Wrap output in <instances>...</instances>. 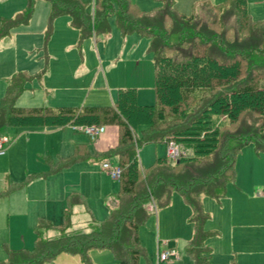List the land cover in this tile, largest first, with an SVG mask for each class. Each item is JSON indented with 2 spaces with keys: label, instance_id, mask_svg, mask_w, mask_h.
Instances as JSON below:
<instances>
[{
  "label": "trees",
  "instance_id": "trees-1",
  "mask_svg": "<svg viewBox=\"0 0 264 264\" xmlns=\"http://www.w3.org/2000/svg\"><path fill=\"white\" fill-rule=\"evenodd\" d=\"M25 1L14 18L0 23V39L30 20L35 0ZM43 1L49 6L47 35L55 19L68 16L80 41L102 37L110 32L113 17L121 36L137 34L148 40L155 102L138 104L136 89L122 88L112 105L23 107L15 101L25 90L27 76L17 73L9 79L0 98V129L94 124L104 126L105 132L114 129L116 142L104 150L76 144L70 155L56 160L44 156V171L9 184L0 197L83 160L102 165L114 157L120 176L116 206L109 207L106 219L92 230L68 232L73 206L87 209L83 194L71 191L62 222L52 225L38 218L32 247L10 250L3 244L5 259L0 264H45L60 253L78 255L83 264H90L93 250H108L117 264H139L144 249L138 230L149 216L147 206H167L172 193L190 209L193 232L184 247L186 255L191 264H209L206 240L217 232L204 228L209 214L201 197L219 202L225 196L244 146L251 144L256 154H264V17L253 19L245 0H225L224 6L201 0L200 15L193 9L201 1L192 3L189 14L176 8L175 0H156L159 6L151 11L139 9L133 0H93L92 14L81 0ZM224 15L235 18L233 27L223 24ZM170 141L182 151L176 161L165 156L147 168L139 164L142 144ZM47 230L58 235L46 237Z\"/></svg>",
  "mask_w": 264,
  "mask_h": 264
},
{
  "label": "rangeland",
  "instance_id": "rangeland-1",
  "mask_svg": "<svg viewBox=\"0 0 264 264\" xmlns=\"http://www.w3.org/2000/svg\"><path fill=\"white\" fill-rule=\"evenodd\" d=\"M133 1L143 11H151L159 6L156 0ZM196 1L201 0H177L179 3L177 8L182 13L189 14V8ZM207 1L216 5L226 4L225 0ZM81 2L86 11L92 13L93 0H81ZM245 3L246 10L253 19L264 17V0H245ZM25 4V0H0V23L4 19L14 18L25 7ZM201 5L202 1L196 3L193 9L195 14L202 13L201 10L196 9ZM64 20H67L66 16L55 19L51 25V32L47 35L49 6L43 0H35L28 23L12 29L9 35L0 39V98L6 89L8 80L14 74L22 73L27 76L28 81L25 84V90L15 101L17 106L54 108L82 105L101 106L115 103L117 91L109 90L106 86L103 69H101L102 73H98L99 77L95 78L96 68H100V65L97 62V67H95L92 61V55L96 57L95 47L102 58L110 56L113 62L121 59L118 55H121L123 38L116 31L114 18H109L110 32L107 42L104 40L94 42L90 39L80 41L75 29L69 28L70 30L64 31L62 27ZM222 22L225 26L233 27L235 18L224 15ZM131 35L126 38L134 39V52L140 53V57L144 53L149 60H141L142 63L135 66L123 61L118 65L119 78H124L127 86L140 84V89L136 88V101L142 104H152L155 102L154 72L151 58L148 53L145 54L148 42L137 35ZM105 47L106 54H103ZM88 56L91 57L92 63L86 60ZM112 78L115 79V74L109 77V82ZM109 131L113 129H107V132ZM0 136L7 141L4 151L0 153V191L4 190L9 183L23 180L26 173L41 171L44 168L43 155L48 154L52 158H55L56 154L65 156L72 151L73 143L83 142L88 144V148H92L96 141H92L82 132L75 130L73 125L61 128L6 127L0 129ZM166 148L165 143L142 144L137 150L139 164L144 168L151 166L156 158L166 156ZM243 149L244 153L247 151L245 149H249L254 155L252 173H249L250 169L246 164L248 158L241 159L239 155L237 157L239 165L236 163L234 166L235 179L231 185L237 188L239 176L243 175L242 183L248 178L254 181V185L243 188L254 189L257 192L258 189H264V155L254 154L251 144ZM108 161L112 165L116 163L114 157H110ZM240 162L243 163L241 168ZM31 183L28 188L0 198V260L5 259L3 243L10 250H19L25 246L21 245L22 243L32 242L33 226L32 223L30 228L26 225V217L35 215V218L43 217L61 221L66 203L64 206L62 195L61 197L51 195L56 192L57 188L63 193L75 190L84 194L87 209L94 221L93 226L106 219L108 215L106 204L108 205L110 196L118 190L117 180L112 179L102 169L100 161L92 160L91 162L90 160L78 162L50 177L36 179ZM47 197L49 200L46 203L45 198ZM201 200L204 210L209 214V220L204 228L217 232L216 236L207 240L212 248V258L209 264H230V259L227 257L229 233L227 226L224 225L223 215L228 219L239 217L260 219L264 216L262 204L259 200L244 203L242 199L234 195L230 197L227 204L205 196H202ZM230 202L233 203L235 210L231 208ZM151 205L154 206L149 204L148 209ZM75 209L73 225L68 228V232L72 234L92 230L95 226L86 223L89 216L84 213L83 208L76 206ZM189 214L188 205L177 193H172L167 206H154V209L149 211L146 222L138 230L139 240L144 249L139 264H191L184 250L193 232L192 224L188 221ZM27 232L29 234L26 236ZM57 235L58 233L49 231L45 236ZM170 244L172 247H169ZM253 247L254 245L252 247L246 245L244 248L247 250ZM171 248L176 251L178 257L160 261L159 253ZM63 254L77 258L68 262L61 259L59 262L62 264H73L76 261L83 264L78 255ZM89 261L90 264H117L108 250L90 251Z\"/></svg>",
  "mask_w": 264,
  "mask_h": 264
},
{
  "label": "crops",
  "instance_id": "crops-1",
  "mask_svg": "<svg viewBox=\"0 0 264 264\" xmlns=\"http://www.w3.org/2000/svg\"><path fill=\"white\" fill-rule=\"evenodd\" d=\"M177 4H179V3H177V0H175V7L176 8H177ZM189 10H190V8H189ZM189 10H188V12H189ZM92 13H93V9H92ZM92 13H89V14H92ZM66 17H67V20H64V26H62L63 29H64V31L65 30H70V29L73 30V28L70 26V19H69V17L68 16H66ZM66 23H67V25L65 26ZM58 28L59 29H62L61 27H58ZM54 29H55V32H56L57 31L56 26L54 27ZM68 33H69V31H68ZM134 35H137V34H134ZM131 36H133V35H131ZM121 37L123 38L122 48H121V55H118V57H121V59H117L116 62H113L112 57H110V56H103V58L100 57L99 56V53L97 51V48L96 47L94 48L95 49V53H96V57L92 55V61H93V63H95V67H97V62L100 65V68H96L97 73H96L95 78L99 77L98 76V73H102L101 72V69H103V72H104V82H105V84H106V86L108 87L109 90L118 91V89H122V88H135V89L138 88V89H140V84H135L134 85L135 87L134 86H127V84L125 82V79L124 78L123 79H120L119 78L120 77V73H119L118 65L124 61L126 63H129V64L135 66V65L141 64L142 63L141 60H149V59L146 58V56L144 55V53H143L142 57H140L141 56L140 53L134 52V49H133V41H134V39H127L126 36H121ZM108 38H109V33L107 35H105V36H102V37H93V38H88V39H90V40H92L94 42H98L99 40H104V41L107 42ZM146 41L148 42V40H146ZM64 47H66V46H64ZM147 47H148V45H147ZM147 47H146V50H145V54L148 53L147 52ZM104 53L106 54V47L103 49V54ZM148 55L150 56L149 53H148ZM143 56H145V57H143ZM122 57H125V58H122ZM150 58H151V56H150ZM86 60H88V61H90L92 63L90 56H88L86 58ZM151 61H152V58H151ZM152 66H153V63H152ZM49 68L51 69V67H49ZM112 74H115V79L112 78V81L109 82V77H111ZM116 95H117V92H116ZM136 97H137V93H136ZM138 104L144 105L142 103H138ZM58 128H60V127H58ZM95 140L96 141L94 142V145H92V146L94 148H96V149L104 150V149L112 146L116 142V132H115L114 129H113V131H109V132H107V131L105 132L104 131V133L102 135H100L99 137H97ZM92 141H94V140H92ZM82 143H73L72 146H71V150L72 151L70 152V154L73 152V148H74V146L76 144H82ZM84 144H86V143H84ZM86 145H88V144H86ZM244 147H246V146H244ZM243 148L241 149V151L236 156L235 166H236V163H237V165H239V161L237 159V157L239 155H240L239 157L241 159H243V158L244 159H247L248 158V161L246 162V164L248 165V168L250 169L249 170V173L251 174L252 173V169H253V163H254V161H253L254 160V155H252L253 153L251 151H249V149H245L247 151H246V153H244V151H243L244 149ZM242 151H243V153H242ZM70 154H68V155H70ZM244 154H246V155L243 156ZM254 154H256V153L254 152ZM68 155H65V156H68ZM256 155H258V154H256ZM260 155L262 156L264 154L260 153ZM44 156H48L49 158H51L53 160H56L59 157H65V156H58L57 154L55 155V158L50 157L48 154L47 155H43V157ZM92 161H95V160H92ZM80 162H86V160H83V161H80ZM90 162H91V160H90ZM241 162H240V168H241V165L243 164ZM43 165H44L43 166L44 168L41 171H44L46 169V164L43 163ZM59 172H61V171H59ZM27 174H30V173H26L25 176ZM54 174H56V173H54ZM54 174H51V175H54ZM51 175H48L46 177H38V178H35L33 180H36V179H45L47 177H50ZM242 177H243V175L242 176H239V179H238V187L237 188H235L234 186H232L231 183H229L227 185V187H226V194H225V196L220 201H222V202H224V203L227 204V202L230 201V197L232 195L239 197L240 199H242V201L244 203L246 201H252V200L258 201L259 200L261 202V204H262L261 208L264 211V189H258V191L255 192L254 189L249 190V189L243 188L245 186L249 187L250 185H254V181L253 180H250L248 178V179H244V181L242 183ZM33 180H31L30 182L26 183L23 187H20L17 190H15V191H13V192H11L9 194H12L14 192H17L18 190L23 189V188H28V186L32 185L31 182ZM248 180H250V181L248 182ZM19 181H22V180H19ZM12 183H15V182H12ZM51 189H53L52 186H51ZM71 191H75V190H69L68 192H64L63 193L61 190H59L57 188L56 192L52 193L51 195H56L57 197L58 196L61 197V195H62V197H63V203H64V206H65L66 196ZM76 192H78V191H76ZM9 194H7L5 196H1L0 198L6 197ZM81 194H83V193H81ZM83 196H84V194H83ZM48 200H49L48 197L45 198V202L46 203H47ZM230 205H231V208L234 209L233 208V203L230 202ZM76 206H80V207L83 208L84 213H86L89 216L88 217L89 220L86 223H88V224H90V226H92L94 224L93 218H92L91 214L90 215L88 214L89 213V210L88 209H85V207L83 205H81V204H77V205H74L73 206L72 216H71V226L73 225V220H74V216H75V212H76V209H75ZM106 206H107V210H108L109 207L116 206L115 194L113 196H110L109 203H108V205L106 204ZM64 208H66V207H64ZM86 208H87V205H86ZM39 216H43V215H39ZM62 217H63V214H62ZM62 217H61V221H59V219H50V220L47 219V218H45V219H47L52 225H59L62 222ZM38 218H43V217H36L35 218V215H30L29 217H26L25 223H26V225L29 228H30V224L32 223V226H33L32 228H34V226H35L36 221H37ZM223 220H224V225L227 226V232L229 233V235H228V247L229 248L227 250V257H229V259H230V264H264V216L261 217L260 219H254V218H250V217L249 218L239 217V218H236V219L235 218L228 219V217H225L223 215ZM49 231L50 232H55V231H52V230H47L44 233V236ZM28 234H29V232L26 233V236ZM33 240H34V232H32V242L31 243H26L25 242V243H22L21 245H25L23 248H26V247L31 248L32 245H33ZM207 240H209V239H207ZM207 240H206V243H207ZM207 245H208V243H207ZM246 245L248 247H252L254 245V247L245 250L244 247ZM28 248H26V249H28ZM225 256H226V252H225ZM75 258H77V257L76 256L75 257H70L68 255H65V254L61 253V254L57 255L56 258L52 262H47L45 264H58V263L59 264H62V262H59L61 259L62 260H67V262H68V261L74 260ZM211 258H212V248H211V257H210V260H211ZM63 264H66V263H63ZM73 264H79V262L76 261V262H73Z\"/></svg>",
  "mask_w": 264,
  "mask_h": 264
},
{
  "label": "built area",
  "instance_id": "built-area-1",
  "mask_svg": "<svg viewBox=\"0 0 264 264\" xmlns=\"http://www.w3.org/2000/svg\"><path fill=\"white\" fill-rule=\"evenodd\" d=\"M74 129L77 131L82 132L85 134L89 139L95 140L97 137L102 135L105 131L104 126L101 125H73ZM7 141L0 136V153L4 151L5 144ZM182 154V151L180 147L175 144L173 141H170L167 143V148H166V158L170 161H176L180 155ZM102 169L106 171L107 174L111 176L112 179L117 180L120 176V168L117 164H111L109 162L103 163L101 165ZM154 209V206H150L149 210ZM178 254L174 249H167L165 251H162L159 253V260L160 261H166L170 259L177 258Z\"/></svg>",
  "mask_w": 264,
  "mask_h": 264
}]
</instances>
